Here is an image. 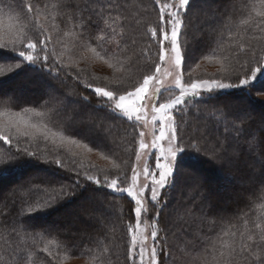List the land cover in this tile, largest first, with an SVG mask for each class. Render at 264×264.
I'll list each match as a JSON object with an SVG mask.
<instances>
[{
	"label": "trees",
	"instance_id": "trees-1",
	"mask_svg": "<svg viewBox=\"0 0 264 264\" xmlns=\"http://www.w3.org/2000/svg\"><path fill=\"white\" fill-rule=\"evenodd\" d=\"M206 1L212 3L215 11L201 10V3ZM238 1L190 0L185 14L186 27L181 37L182 43L186 41L184 72L192 71L191 68L195 70V65L189 62L190 53L196 59L205 55L212 60L222 61V65H236L238 68L244 59H251L252 50L259 55L264 49V16H247L248 6L239 5ZM7 4H11L17 11L22 9L25 13L28 4L34 10L39 9V23L51 35L49 47L57 55L58 50L64 48L57 46L60 37V40L65 37V41L59 42V45L69 44V40L75 45L74 41L77 39L83 44L90 42L95 45V37L100 29L106 28L101 17L96 14L98 4H111L113 7L108 10L122 17L116 25L117 34L106 45L108 54L115 55L112 62L115 64L118 59L123 63L121 71L116 72L121 74L118 77H123L126 84H134L140 75L138 70L151 68V62L146 63L143 58L145 49L152 60L157 59L158 46L152 41L149 48V36L146 35L147 26L154 25L159 20L160 6L156 0H7ZM200 11L202 12L199 13ZM196 13L199 14L197 20H201V25L203 23L202 28L207 26L209 34L204 32L198 37L191 35L189 25L196 21ZM16 14V11H9L7 6H4V11L0 14V32L5 40L9 38L10 31L20 27L19 21L15 19ZM211 15L212 20L208 21ZM245 20L247 23H243ZM39 32V29L33 30L34 39L39 38ZM64 32L69 34L63 36ZM117 41L120 48L117 47ZM241 44L245 46L247 55L239 51ZM74 45L70 48L71 57L79 54L78 51L82 49H77ZM84 53L91 56L86 50ZM0 58L10 63L20 59L4 49H0ZM61 59L67 64L64 57ZM68 66L72 73L79 71L82 78H88L94 84L107 81L91 80L92 75L105 77L116 74L109 73L104 68L106 66L100 63L85 62L84 65ZM237 75L238 73H233V79ZM165 79L166 83H173L171 77ZM184 79L187 81L193 78L186 76ZM16 83L27 85L23 86L21 94L16 95L10 88ZM256 94L253 92L247 96L240 89L222 91L207 103L190 99L184 112L176 114L177 123L181 127L180 137L185 146L195 144L203 151L197 153L195 148H188L189 156H196V161H185V167L178 171L174 183L162 192L161 204L154 207L149 203L148 211L142 216L141 234L147 237L146 233L149 232L145 242L150 247L152 222L159 213L157 226L161 231L158 240L164 248V254L159 256V264H184L188 253H178L179 243L182 247L190 243V254L198 255L210 242H215L217 250L226 251L229 246L239 247L241 242L248 243L249 234L258 239L259 232L254 224L264 221V194L261 193L264 188V122L257 117V113L264 112V104L257 100ZM85 96L88 97L87 101L83 99ZM5 97H12L15 103L11 105V112H6V106L0 104V112L15 118L14 113L24 107L39 109L45 106V110L55 108L57 121L70 126L71 137L103 158L109 157L107 160L111 164L96 165L61 147L62 158L68 167L75 166L83 172L92 171L90 166H94L95 169L115 172L113 163H117L130 175L131 167L137 164L135 156L139 130L131 127L126 120L108 117L104 111H97L96 98L91 89L85 88L72 76L61 74L56 79L39 65L24 66L0 77V100ZM26 115L32 117L31 113ZM143 130L145 140L150 142L151 124ZM54 138L60 139L61 136L57 134ZM23 139L21 137L22 141ZM15 143V139L11 145L0 141V149L11 147L15 153ZM20 147H25V144L21 143ZM51 147L50 144L49 159ZM208 158L221 164L220 167L211 165ZM25 160L29 162L23 169H17L0 179V182H4L0 185V264H13L9 257L21 248L34 252L35 256L32 258L38 264H64L69 260L88 261L92 264H132L128 224L130 221L134 224L135 219L134 202L129 203L130 198L117 199L118 194L96 190L95 185L86 181L76 187L75 173L59 168L54 163L23 157L13 164ZM144 163L145 158L142 156L138 167L142 168ZM242 163L252 165V171H258V174L251 175L241 167ZM148 164L154 166V160L149 159ZM4 167H12V164L0 165V169ZM23 171L26 172L21 174ZM232 177L242 186L238 188ZM221 179L231 184L229 192L231 191L233 202L227 206L218 204L214 195L218 186L219 192L227 196L224 189L226 185L219 182ZM29 187L33 191L26 197L19 194L21 188ZM61 187H71L74 194H59ZM50 197H55L51 199L50 206L40 208L32 214L24 211L27 203ZM67 210L68 214L65 212ZM71 218L75 220L72 221ZM22 221L25 222L24 225L21 224ZM64 222H71L72 229L63 230ZM24 227H29L31 232H24ZM49 239L59 242V246H50L51 255L39 250ZM247 257V252L243 256L238 255L234 264H249Z\"/></svg>",
	"mask_w": 264,
	"mask_h": 264
},
{
	"label": "snow or ice",
	"instance_id": "snow-or-ice-1",
	"mask_svg": "<svg viewBox=\"0 0 264 264\" xmlns=\"http://www.w3.org/2000/svg\"><path fill=\"white\" fill-rule=\"evenodd\" d=\"M264 2V0H262ZM159 7V20L154 25H148L146 35L149 36L148 47L151 42L155 41L157 47V59L152 60L147 49L144 50L143 58L145 62H151V68L147 70H138L140 75L137 76L134 84H126L123 77H117L115 74L105 77L92 75L91 80H104L107 83H90L88 78H82L80 72L72 73L70 67L65 64L59 55L51 49V35L48 30L39 23L40 11L33 9L31 4L27 5V12L22 9L17 11L7 0H0V14L7 6L9 11H16L15 19L19 21L20 27L10 31L7 40L0 38V49L10 51L20 58L17 62L10 63L0 58V77L5 76L24 66H36L46 70L54 78L59 79L61 74L72 76L73 79L80 81L85 88L91 89L96 98L97 111H104L108 117H114L120 120H126L130 126L139 130L138 150L136 151V165L131 167V174L121 169L120 165L113 163L115 172L95 169L92 171H81L78 167H68L62 158L60 148L56 144L54 137L59 134L61 140H67L74 145L79 141L71 137V128L64 123L57 121L56 109L45 110V106L39 109L35 107H24L21 111L15 112L14 115L19 118L24 127L21 129L18 123L10 121L9 124L0 128V141L6 145H11L15 139L16 152L13 153L11 147L0 149V165L12 164V167L0 169V179L14 172L17 169H23L29 162L20 161L23 157L30 160H43L45 163H54L57 167L75 173V186L80 187L83 181L95 185L96 190H108L110 193L118 194L117 199H128L129 203L134 202L133 211L135 223L131 221L128 224L130 233L129 255L132 258V264H159V256L164 254V248L158 240L161 229L157 226L158 215L153 219L151 240L152 245L149 247L144 243L148 237L142 234L138 235L141 228L142 216L148 211V205L151 203L154 207L161 204L162 192L171 186L175 181L178 171L185 167V161L191 159L196 161V156H189L188 148H195L196 152L203 151L197 148L195 144H189L187 147L180 137L181 127L177 123L176 114L182 113L188 107L190 99H197L201 103H207L208 100L222 91L240 89L247 96L253 92L258 95H264V49L257 55L255 50L251 52V59H244L236 65H222L221 71L227 75L213 76L207 79H184V52L186 51V41L181 42L184 35L185 14L188 11L190 0H156ZM113 5L98 4L96 14L101 17L106 28L100 29L99 34L95 37L96 44L90 42L81 45L91 56H85L83 59L102 60L108 68L115 71H121L123 63L116 60L112 61L115 55H109L106 45L113 40L117 34V22L122 17L117 13L113 14L111 9ZM31 14V15H29ZM264 16V13H257ZM109 17H112L110 20ZM71 19V17H69ZM247 23V21H243ZM80 27H83L81 22ZM39 29V38L34 39L32 32ZM110 29V32L108 31ZM69 33L66 32L65 35ZM120 34H123L121 27ZM117 47L121 45L117 41ZM135 43V41H133ZM127 47V45H124ZM239 51L245 52V46L240 45ZM239 55V53L237 54ZM238 73L233 79L232 74ZM190 76L191 73L189 72ZM166 77H171L173 83H166ZM115 81V83H113ZM85 101L88 97L83 98ZM15 101L12 97H5L0 100L4 104L5 111L11 112V105ZM31 113L33 120L26 114ZM151 124V140H145L144 128ZM23 137V141L21 140ZM24 143L25 147L21 148L20 144ZM51 144V159H49V145ZM91 150V149H89ZM19 153V155H17ZM43 153V155H41ZM145 158L143 167H138L139 162ZM109 159V157H104ZM154 160V166H149L148 160ZM82 177V179H81ZM141 177L143 180L141 181ZM38 187V186H36ZM33 191L32 187L27 189L21 188L19 194L26 197ZM264 194V188L261 189ZM59 194H74L71 187L65 189L61 187ZM38 199L27 203L24 211L27 214L35 213L40 208L50 206L51 199ZM25 224L24 221L21 222ZM254 228L258 230V239L255 235L249 234L248 243L241 242L239 247L229 246L227 250H217L215 242H210L204 250L199 253L193 261V264H234L235 257L243 256L248 253L247 259L249 264H264V221H257ZM24 232H31L29 227L23 228ZM42 235V234H38ZM233 235H235L233 233ZM59 246L56 239H49L47 243L39 249L51 255L50 246ZM107 251V249H105ZM35 253L18 249L12 253L9 260L13 264H38L32 257Z\"/></svg>",
	"mask_w": 264,
	"mask_h": 264
},
{
	"label": "rangeland",
	"instance_id": "rangeland-1",
	"mask_svg": "<svg viewBox=\"0 0 264 264\" xmlns=\"http://www.w3.org/2000/svg\"><path fill=\"white\" fill-rule=\"evenodd\" d=\"M238 4L239 5H243L244 4L245 6L247 5L248 6L247 16L249 14L252 18L256 17L257 16V13H264V2H262V0H260V2H258L257 0H239L238 1ZM200 6H201L200 8H202L201 10H208L209 11L210 9H212L213 11H215V9H213L212 3H209L207 1L205 3H201ZM201 12L202 11H200L199 13H201ZM210 12H212V11H210ZM194 16L196 18V21L189 25L191 27V35L194 36V37H198L199 34L204 33V32L209 34L210 31L207 28V26L205 25V27L202 28L203 23L201 25V20L200 19L197 20V17L199 16V14L196 13ZM211 17H212V15L209 16L208 21H211L212 20ZM242 25L243 24H241V26ZM242 27H245V26H242ZM65 33L66 32H64V35L63 36H65ZM0 38H3V39L5 38V36L1 32H0ZM60 39H61V37L59 38V41L57 42L58 43L57 46L59 48H62V47H64V48H62V50H58V55L60 57H64L65 58V61H66V63L68 65H71V66L74 67V66H77L79 64L84 65L85 62L86 63H91V64L92 63H94V64H99L100 63V65L106 66L104 68H107L109 73L112 74V72H115V73L117 72V71H115L112 68H108L107 65L105 63L103 64V62L101 60L83 59V57H85V56L90 57V55L84 53L85 50L81 47V45H83V43L80 42L78 39H77V41H74L75 42V45L72 44L73 42L70 41V40L67 41V42H69V44H62V43H60V45H59V42H64L65 41V37L62 40H60ZM73 45L77 49L78 48H82L83 50L80 49L78 51L79 54H74L71 57V54L72 53L70 51V48L73 47ZM82 53H84V54L82 55ZM189 55H190L189 62L192 65H195V70L193 71V68H191L192 71L186 70L184 72L185 73L184 77H186V76L189 77V75H188L189 72L191 73L190 77L193 78V79L195 77H198V78H201V79H207V78H211L213 76L219 77L222 74H224L221 71L222 61H220V60H212V59L208 58V56H205V55L202 56V58L201 57H198V59H196L195 57H192L191 53ZM216 67H218L219 69H217ZM120 75H121L120 73H116L115 74V76H117V77L120 76ZM23 86L27 87V85L25 83H22V84L21 83H16L14 86L12 85L10 88L17 95V93L18 94H21L20 91L23 89ZM256 95L258 97L257 100L264 104V95H259V96H258V94H256ZM257 117L259 119H262V121L264 122V112H261V113L258 112L257 113ZM254 118H255V116H254ZM249 119L251 120V118H249ZM10 121H15L16 123L19 124V126L21 127V129H23L24 125L19 120V118H15L14 116H9V115H6L5 113H1L0 112V128H3L5 126H7ZM263 128H264V126H263ZM54 139H55L57 145L63 147L65 150H67L69 152L71 151L70 153H72L75 156H80V157L85 158V159H87L89 161H93L96 165H101V166L111 165L110 162L107 159H104L99 153H97V152H95L93 150H89L88 148L84 147L80 143L78 145H74V144L70 143L67 140L62 141L61 138L60 139L54 138ZM145 139H146V137H145ZM208 160L211 161V165H213V166L220 167V165H221V164L213 161L212 159H209L208 158ZM224 163H225V161L223 162V164ZM263 166L264 165H262V170L264 171V167ZM241 167L245 168V170H248L251 173V175H255L256 176V174H258V171L257 172L256 171H252L253 170V166L252 165H249L247 163H242L241 164ZM249 172H248V175H249ZM223 179L219 180V182L224 183L226 185L224 187V189L227 192V196H224V193H220L219 192L218 186H217V188L215 187L216 190H215V194L214 195L216 196V202L218 204H220L222 206H227L231 202H233V197H232L231 191L229 192V189H230L231 184L225 182ZM231 179L237 184L238 188L242 186L240 184V182L237 179H235L234 177H232ZM65 212L68 214L69 211L67 210ZM71 219H72V221L75 220V218H71ZM62 229L63 230H66V231L71 230L72 229L71 222H64L63 225H62ZM141 232L142 231H141V228H140L138 230V235L141 234ZM146 235L148 237L149 232L146 233ZM146 242L144 241V243L147 245ZM148 242H149V240H148ZM187 244H188V248H187ZM187 244H186V247H184V246L182 247L181 244L179 243L180 246L178 247L177 250H178V253H181V255L183 253H188L186 255V259L184 258V261H185L184 264H193V261H194V259L196 258L197 255L190 254V253H192L189 250V247L191 246V244L190 243H187ZM201 252H202V250L199 253H201ZM181 255H179V256H181ZM145 260L147 261V256H146V259ZM64 264H92V263L91 262H88V261H76V260L70 261L69 260V261H65Z\"/></svg>",
	"mask_w": 264,
	"mask_h": 264
},
{
	"label": "bare ground",
	"instance_id": "bare-ground-1",
	"mask_svg": "<svg viewBox=\"0 0 264 264\" xmlns=\"http://www.w3.org/2000/svg\"><path fill=\"white\" fill-rule=\"evenodd\" d=\"M24 172H26V171L21 172V174L24 173ZM2 183H4V182H0V185H1Z\"/></svg>",
	"mask_w": 264,
	"mask_h": 264
}]
</instances>
